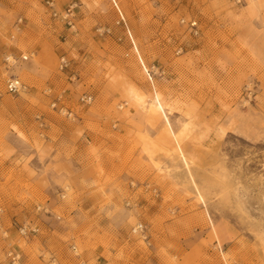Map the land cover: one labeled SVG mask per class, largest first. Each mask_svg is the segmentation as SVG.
Masks as SVG:
<instances>
[{
    "label": "rangeland",
    "instance_id": "374dc122",
    "mask_svg": "<svg viewBox=\"0 0 264 264\" xmlns=\"http://www.w3.org/2000/svg\"><path fill=\"white\" fill-rule=\"evenodd\" d=\"M46 1L0 0V264H264V0Z\"/></svg>",
    "mask_w": 264,
    "mask_h": 264
},
{
    "label": "built area",
    "instance_id": "2783aa9c",
    "mask_svg": "<svg viewBox=\"0 0 264 264\" xmlns=\"http://www.w3.org/2000/svg\"><path fill=\"white\" fill-rule=\"evenodd\" d=\"M46 4L47 6L52 10V15L53 16H59L61 17L63 20H65L66 24L72 28L73 25H72V21L71 19L73 18V14H74V11H73V6H67V8H65L63 11H58L57 8L55 7V4H54V1L53 0H47L46 1ZM9 57H5V60L6 61H9ZM22 60H27V56H21ZM68 65V61L65 59V58H61L60 59V68H66ZM5 89H6V92L8 94H11V95H18L20 94L21 92H24V90L26 89L25 85L23 84V82H21L19 80V78H17L16 76H11L9 77L7 80H6V84H5ZM79 100L81 101V103L83 105H87L91 102V96L89 94H84L82 96H80ZM51 107L58 110L59 112L63 113V114H66L67 116H71L72 113L69 112L67 110V108L61 104V105H58V102L57 101H53L51 103ZM2 208L0 206V213L2 212ZM37 228L35 226L33 227H28L26 224L20 226L18 228V232L19 234H21L22 236H26L27 234H34L37 232ZM143 230V225L142 223H137L135 224L134 228H133V231L134 232H141ZM72 249H75L74 246H72ZM6 256L8 258V264H22L21 263V255L18 251H16L15 249L13 248H9L7 250V253H6Z\"/></svg>",
    "mask_w": 264,
    "mask_h": 264
},
{
    "label": "bare ground",
    "instance_id": "6f19581e",
    "mask_svg": "<svg viewBox=\"0 0 264 264\" xmlns=\"http://www.w3.org/2000/svg\"><path fill=\"white\" fill-rule=\"evenodd\" d=\"M146 71H147V69H146ZM128 94H129V96L131 98L132 95L134 94L133 90H129ZM134 103L137 104L139 107H142V108L144 107L143 104H142V101H138L137 98H134ZM187 131H188L187 127L182 126L176 132H173L171 134L167 133V136L171 139L172 143L176 144V146H174L175 147L174 150H176L175 152H176V154H177V156L179 158H181L182 156H187L186 152H185V149H184V144H183V140L189 136V135H187L188 134ZM157 145H158V148L163 149V146H161L159 143ZM158 148L155 147L153 152H156ZM186 160H188V157L186 158Z\"/></svg>",
    "mask_w": 264,
    "mask_h": 264
},
{
    "label": "crops",
    "instance_id": "0c3cea01",
    "mask_svg": "<svg viewBox=\"0 0 264 264\" xmlns=\"http://www.w3.org/2000/svg\"><path fill=\"white\" fill-rule=\"evenodd\" d=\"M137 92V91H136ZM137 94H138V92H137ZM130 100H132V99H130ZM142 102H144V101H142ZM158 142H155V141H153V143H150L149 141H147V147H148V150L151 152V153H153L151 156L153 157V158H155V159H157L158 160V149H157V151L156 152H153V150L155 149V147H157L158 148ZM52 155L54 154V155H57V153H51ZM186 158H187V156H182L180 159L184 162V163H186L187 162V160H186Z\"/></svg>",
    "mask_w": 264,
    "mask_h": 264
}]
</instances>
